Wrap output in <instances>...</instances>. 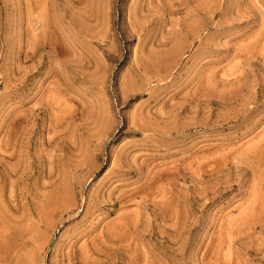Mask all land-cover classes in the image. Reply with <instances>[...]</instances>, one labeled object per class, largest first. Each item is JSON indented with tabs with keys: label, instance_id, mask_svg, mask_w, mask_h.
<instances>
[{
	"label": "rangeland",
	"instance_id": "rangeland-1",
	"mask_svg": "<svg viewBox=\"0 0 264 264\" xmlns=\"http://www.w3.org/2000/svg\"><path fill=\"white\" fill-rule=\"evenodd\" d=\"M0 264H264V0H0Z\"/></svg>",
	"mask_w": 264,
	"mask_h": 264
}]
</instances>
